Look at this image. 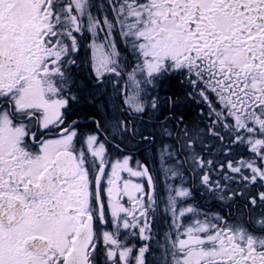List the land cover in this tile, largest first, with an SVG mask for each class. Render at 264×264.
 I'll return each instance as SVG.
<instances>
[{
  "label": "snow or ice",
  "instance_id": "1",
  "mask_svg": "<svg viewBox=\"0 0 264 264\" xmlns=\"http://www.w3.org/2000/svg\"><path fill=\"white\" fill-rule=\"evenodd\" d=\"M0 264H264V0H0Z\"/></svg>",
  "mask_w": 264,
  "mask_h": 264
}]
</instances>
